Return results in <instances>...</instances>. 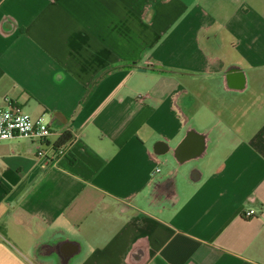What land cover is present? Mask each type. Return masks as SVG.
<instances>
[{
  "label": "crops",
  "instance_id": "obj_1",
  "mask_svg": "<svg viewBox=\"0 0 264 264\" xmlns=\"http://www.w3.org/2000/svg\"><path fill=\"white\" fill-rule=\"evenodd\" d=\"M262 16L0 0V106L72 134L0 140V264H264Z\"/></svg>",
  "mask_w": 264,
  "mask_h": 264
},
{
  "label": "built area",
  "instance_id": "obj_2",
  "mask_svg": "<svg viewBox=\"0 0 264 264\" xmlns=\"http://www.w3.org/2000/svg\"><path fill=\"white\" fill-rule=\"evenodd\" d=\"M6 106H0V140L23 137L36 144V156L56 159L64 154V149L49 140L51 128L45 113L32 116L20 111L13 101L5 98ZM158 171V168L155 169ZM254 214L253 209L244 212L245 216Z\"/></svg>",
  "mask_w": 264,
  "mask_h": 264
},
{
  "label": "rangeland",
  "instance_id": "obj_3",
  "mask_svg": "<svg viewBox=\"0 0 264 264\" xmlns=\"http://www.w3.org/2000/svg\"><path fill=\"white\" fill-rule=\"evenodd\" d=\"M213 0H209V2H211ZM233 1H240V0H233ZM247 3H249L250 5H252L254 7V10L259 13V14H264V0H245ZM253 1V3L251 4V2ZM247 5V4H246ZM264 17V16H262Z\"/></svg>",
  "mask_w": 264,
  "mask_h": 264
},
{
  "label": "trees",
  "instance_id": "obj_4",
  "mask_svg": "<svg viewBox=\"0 0 264 264\" xmlns=\"http://www.w3.org/2000/svg\"><path fill=\"white\" fill-rule=\"evenodd\" d=\"M72 138V134L69 131H65L61 137L59 138V140L56 142V144L58 145H63L67 142H69Z\"/></svg>",
  "mask_w": 264,
  "mask_h": 264
}]
</instances>
